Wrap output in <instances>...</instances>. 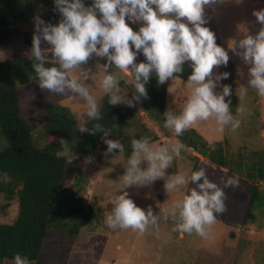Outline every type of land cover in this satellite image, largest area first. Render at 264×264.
Wrapping results in <instances>:
<instances>
[{
    "label": "clouds",
    "instance_id": "obj_1",
    "mask_svg": "<svg viewBox=\"0 0 264 264\" xmlns=\"http://www.w3.org/2000/svg\"><path fill=\"white\" fill-rule=\"evenodd\" d=\"M222 2L92 0L91 5L86 6L83 0H54L53 11L60 16L58 24L46 23L40 15H35L32 47L25 56L33 62L32 68L41 90L59 96L71 95L85 102L83 117L86 119L78 120V131L89 135L102 133L107 146L106 157L117 151L123 153L125 145L119 139H107L110 132L100 123H95L91 129L86 126L89 120L103 118L97 97L91 91L92 83H89L94 78L87 65L93 58L106 61L96 66L103 70L99 89L109 97L108 104H123L129 108L135 107L142 97L148 98L145 85L153 73L158 85H164L182 74L187 63L191 74L186 83L192 89L191 94L179 113L171 108L163 113V126L177 137L198 121L209 119H215L219 131L226 126L234 130L240 126V121L230 109L232 87L222 83L231 74L214 72L221 66L226 68L230 56L217 44L216 34L205 26L208 23L205 8ZM252 16L260 25L256 34L244 35L228 48L248 66L249 79L247 86L240 89V96L246 95L250 87L264 97V9L253 10ZM127 21L139 24V30L134 31ZM42 43L47 47H42ZM140 54L145 62L136 63ZM50 62L58 66L45 67V63ZM122 75L130 77L129 83L134 89L130 98L128 94H120ZM242 111L241 107L237 108V112ZM130 143L131 155L120 177L124 189L150 187L158 180L164 181L165 193L189 183L195 185L172 209H165V218L171 217L175 221L174 232L195 233L206 238L217 215L225 210L224 190L209 180L204 169L193 171L190 176L168 173L185 147L179 140L170 138L166 144L157 145L142 137L132 138ZM59 144L62 151H57L56 156L68 157L67 163L72 164L69 143L61 138ZM92 159L86 157L85 163ZM238 186L236 178H227L226 187ZM110 203V211L104 214L107 228H130L140 233L159 230L158 217L152 206L147 209L138 207L128 191L114 196ZM12 264H34V261L17 253Z\"/></svg>",
    "mask_w": 264,
    "mask_h": 264
},
{
    "label": "rangeland",
    "instance_id": "obj_2",
    "mask_svg": "<svg viewBox=\"0 0 264 264\" xmlns=\"http://www.w3.org/2000/svg\"><path fill=\"white\" fill-rule=\"evenodd\" d=\"M23 2L28 3L29 8L32 5L30 20L20 24V37L0 48V63L31 49L35 15H40L46 23L58 24L60 20L59 14L53 11L54 0H49L45 5L40 3L34 5L33 0H23ZM83 3L89 6L92 0H83ZM40 6L48 7L50 11H43L45 8ZM259 9H264V0H223L220 4L205 8L208 20L205 26L216 34L217 44L228 51L230 56L228 66L226 68L221 66L219 69H214V72L227 71L231 74L229 79L222 83L232 87L230 109L235 119L240 121V126L234 130L231 126H226L223 131H219L215 119H209L198 121L186 130H196L209 145L227 141L228 157L243 164V172L239 174L234 171L231 176L239 181V186L227 187L224 191L225 210L217 215V220L208 230L207 237L203 238L195 233L189 235L174 232L172 229L175 221L171 217L165 218V209H172L174 204L181 201L195 185L189 183L174 192L165 193L164 181L158 180L150 187L133 186L124 189L120 177L124 174L127 159L123 153H115L104 157L102 161L97 160L98 167L85 163V160L81 161L82 173L75 187L81 189L84 204L93 206L94 218L81 229L69 255L61 246L64 237L61 239L55 235L46 240L42 248V259L45 262L49 264H264V204L258 205L255 209L256 217L253 222L249 220L243 223L250 199L246 183L259 184L264 197V180L256 170L259 167L264 169V97L251 92L249 87L246 95L240 96V89L247 86V80L241 69V63L226 47L244 35L256 34L260 25L255 23L252 12ZM127 22L134 31L139 30V24ZM42 47L47 45L42 43ZM140 62L142 58L139 55L136 63ZM97 63L103 64L106 61L93 58L88 62L87 67L90 68V74L94 78L93 81H89L92 83V94L99 101L106 94L99 89L103 70L96 66ZM236 74H239L241 79H236ZM129 81L128 75L121 76L120 94L122 96L128 94L130 98L134 89L131 88ZM38 84L39 82H32L19 85L21 108L26 118L37 115L44 109L46 103L51 101L67 107L78 117L83 115L85 105L83 100L71 95L59 96L41 90ZM191 90L186 82L176 77L170 80L167 109L171 108L179 113L185 106ZM238 107L243 111L237 112ZM136 109L152 135L158 137L155 144H166L170 138L173 141L178 140L173 131L167 129L168 134H165L157 121L146 114L140 102L136 104ZM40 132L41 130L36 132L37 138ZM197 156L208 163L207 159L199 154ZM193 157L194 150L184 147L181 156L174 160L168 173L178 172L190 176L194 167ZM223 173H227V170ZM207 176L210 181L223 189L224 175L212 173ZM124 190L129 192L130 198L138 207L147 209L148 206H152L154 214L158 217V231L149 229L140 233L130 228L110 229L105 226L104 214L111 209V199ZM6 204L5 196L0 194V225L12 224L18 215L17 199L11 201L7 208L4 207ZM0 264H12V261H3Z\"/></svg>",
    "mask_w": 264,
    "mask_h": 264
},
{
    "label": "trees",
    "instance_id": "obj_3",
    "mask_svg": "<svg viewBox=\"0 0 264 264\" xmlns=\"http://www.w3.org/2000/svg\"><path fill=\"white\" fill-rule=\"evenodd\" d=\"M33 2L34 5H45L49 0ZM44 8L43 11H50L48 7ZM31 9L32 5L29 8L28 3L23 0H0V48L20 37V24L29 22ZM140 56L142 62H145L144 56ZM233 57L241 63V69L248 81V66L238 56ZM32 63L25 53L16 54L0 63V194L7 200L5 208L15 199L19 202V211L14 222L0 225V262L12 261L14 255L20 253L34 261V264H49L42 259L44 242L55 235L61 239L64 237L61 246L69 255L81 229L94 218L93 206L84 204L82 191L75 187V183L80 181L81 161L92 157L90 163L98 167L97 160L102 161L106 157L104 153L107 146L103 142L102 133H80L77 125L83 115L78 117L59 103L47 102L44 109L32 118L23 115L19 85L39 82ZM52 66L58 65L55 62L45 63V67ZM190 74L191 69L186 63L183 73L176 78L187 82ZM236 79H241L239 74H236ZM169 81L158 85L153 73L145 85L148 98L142 97L140 101L146 114L157 121L165 134L168 132L163 126V113L167 110ZM250 91L257 93L252 88ZM108 99L104 95L98 101L103 118L99 121L89 120L86 125L88 128L100 123L110 132L107 139L121 140L125 145L123 154L126 159L131 155L132 138L147 137L153 143L158 140L142 121L136 106H111ZM38 130L41 132L37 138L35 134ZM61 138L69 143L72 164L67 163L68 157L56 156L57 151H62L59 144ZM177 139L186 148L194 150L192 172L204 169L206 175H224V191L227 189V178L234 171L239 174L243 172L241 161L228 157L227 141L209 145L194 129L185 130ZM198 154L207 159L208 163L202 161ZM224 170L227 173H223ZM256 170L264 180L263 167ZM246 185L250 199L243 223L249 220L253 222L256 217L255 209L264 204L259 184Z\"/></svg>",
    "mask_w": 264,
    "mask_h": 264
},
{
    "label": "water",
    "instance_id": "obj_4",
    "mask_svg": "<svg viewBox=\"0 0 264 264\" xmlns=\"http://www.w3.org/2000/svg\"><path fill=\"white\" fill-rule=\"evenodd\" d=\"M199 156H201V155H199Z\"/></svg>",
    "mask_w": 264,
    "mask_h": 264
}]
</instances>
